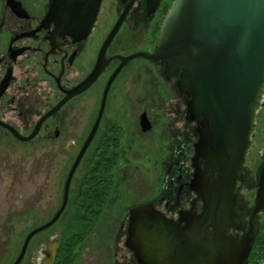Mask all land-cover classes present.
I'll list each match as a JSON object with an SVG mask.
<instances>
[{
  "label": "flooded vegetation",
  "instance_id": "af4514ba",
  "mask_svg": "<svg viewBox=\"0 0 264 264\" xmlns=\"http://www.w3.org/2000/svg\"><path fill=\"white\" fill-rule=\"evenodd\" d=\"M7 1L0 0V121L13 127L20 135L28 136L43 115L62 100L65 102L41 124L36 137L30 141H18L7 129L0 127L1 135L19 145L39 140L43 146L40 154L33 156L35 165L21 170L14 167L10 184L0 180V197L16 196L21 213L35 216L40 199L46 198L52 212L40 225L49 221L62 204L67 175L104 101L94 137L72 177L65 208L60 218L46 230L61 225L60 220L65 215L63 229L68 227L71 198L79 197L84 187L89 188L87 183L90 178L94 180V174L100 177L98 184L104 196L109 199L113 196L117 188V172L122 166L121 153L127 148L126 140L127 144L131 143V136L137 128L139 137L151 136L147 144L152 149L162 151L156 161V165L162 167V182L157 199L147 203H152L156 210L174 221L181 216H193L197 219V228L201 232H209L211 227L207 226L209 219L205 220V213L210 197L202 193L203 180L216 179L219 171L205 168V160L201 157L195 159L200 124L198 118H188L187 98L177 86L179 73L167 76L164 62L135 57L127 60L115 74L123 57L154 51L161 24L173 0H158L151 13L146 0H102L92 32L80 40L69 35L55 36L53 24L39 29L50 0H15L26 11L24 17L17 16L6 5ZM123 13L120 29L103 53L102 71L87 89L74 93L93 70L106 36ZM147 101L155 106L154 112L146 106ZM161 114L169 121L162 132L164 135L157 129L153 117L159 115L164 119ZM142 121L149 126L145 131ZM253 136L254 132L251 143ZM88 157L81 188L73 196L71 187L75 174ZM262 163L261 158L259 164L251 168L245 158V172L239 179L235 195L240 227L235 231L229 228L228 234L241 237L249 228L248 220ZM194 165L198 166L197 173ZM0 166L2 179L7 168L5 164ZM22 178L27 184L24 188L21 186ZM261 220V215L252 220L250 251L243 264H252L256 224ZM127 225L128 215L120 223L115 239L118 241L124 237V247ZM183 225L184 222H180V226ZM35 236L30 240L22 261L33 249L39 264H46L48 249L58 240L54 264L60 237L53 235L47 242L38 241L32 247ZM125 250L129 253L125 264H136L133 253L126 247ZM0 264H7L3 255H0Z\"/></svg>",
  "mask_w": 264,
  "mask_h": 264
},
{
  "label": "water",
  "instance_id": "95a60500",
  "mask_svg": "<svg viewBox=\"0 0 264 264\" xmlns=\"http://www.w3.org/2000/svg\"><path fill=\"white\" fill-rule=\"evenodd\" d=\"M102 0H50L41 27L54 25L53 34L69 35L74 40L87 37L93 30ZM151 13L158 0H146ZM6 5L19 17L26 11L15 0ZM124 13L106 36L98 60L86 81L74 93L87 89L104 67L103 53L118 33ZM144 57L165 63L167 76L179 73L177 86L187 98L190 120L199 119L197 157L205 168L219 171L216 179L203 180L202 193L209 195L205 220L209 232L197 228L196 218L181 216L168 219L152 203L128 211L125 247L133 253L136 264H243L250 251L254 217L264 212V147L249 228L240 237L228 234L238 230L235 195L240 177L245 172V158L251 147L256 116L264 101V0H173L167 10L155 41L154 51L136 52L123 57ZM113 78V76H112ZM65 99L43 115L28 136L0 121L18 141L36 137L41 124ZM104 101L88 137L67 175L61 206L46 223L29 231L23 239L13 264H19L30 240L48 229L61 216L74 172L98 127ZM145 131L149 128L141 123ZM196 173L198 166L194 165ZM197 176V175H195ZM180 222H184L180 226ZM49 247L46 264H52L56 244Z\"/></svg>",
  "mask_w": 264,
  "mask_h": 264
},
{
  "label": "rangeland",
  "instance_id": "374dc122",
  "mask_svg": "<svg viewBox=\"0 0 264 264\" xmlns=\"http://www.w3.org/2000/svg\"><path fill=\"white\" fill-rule=\"evenodd\" d=\"M146 106L151 112L156 110L153 103L149 101H147ZM153 117L156 119L157 129H160L161 134L164 135L162 132L166 123L169 122L167 117L165 115H163L164 119L159 118V115H153ZM137 130L136 128L134 132ZM136 132L131 136V143L127 144L128 140H126L127 148H124L121 153L122 166L117 172V188L73 264H116V261H118L117 264H125L129 260V253L123 245L124 237L121 238L120 236L121 239L115 241L119 225L126 219L130 208L157 199V191L163 178L161 165H156L162 151L160 153L147 144L151 136L139 137ZM251 145L246 162L251 168H255L259 164L261 150L264 147V101L256 116V127ZM42 148V142L39 140L28 145H19L0 134V164H5L7 168V171L2 173L0 180L10 184L13 181L14 167L21 170L35 165V163L33 164V156L36 153L37 155L40 154ZM89 159L90 157L81 163L75 174L71 187L73 196L79 190ZM21 186L23 188L27 186L24 178H22ZM74 199L71 198V203ZM25 200L30 201V199ZM17 201L16 196L0 197V249L2 250L0 255L5 256L7 264H11L16 258L29 230L40 225L43 220L51 216L52 212L48 205L49 200L46 198L40 199L37 216L21 213L22 209ZM66 217L67 215L61 218V225L37 234L31 243L32 247L36 246L38 241L47 242L48 238L53 235L60 237L64 230L63 223ZM261 218L263 222L264 212L261 214ZM21 264H39L33 249L28 252Z\"/></svg>",
  "mask_w": 264,
  "mask_h": 264
},
{
  "label": "trees",
  "instance_id": "16d2710c",
  "mask_svg": "<svg viewBox=\"0 0 264 264\" xmlns=\"http://www.w3.org/2000/svg\"><path fill=\"white\" fill-rule=\"evenodd\" d=\"M87 183L89 188L73 200L68 217V227L60 235V244L54 264H73L83 248L84 242L95 229L101 218L109 198L104 196L99 186L100 177L94 174ZM85 186V185H83ZM81 188V185L79 186ZM255 247L252 264L264 259V221L257 222Z\"/></svg>",
  "mask_w": 264,
  "mask_h": 264
},
{
  "label": "built area",
  "instance_id": "2783aa9c",
  "mask_svg": "<svg viewBox=\"0 0 264 264\" xmlns=\"http://www.w3.org/2000/svg\"><path fill=\"white\" fill-rule=\"evenodd\" d=\"M258 264H264V259L262 261H260Z\"/></svg>",
  "mask_w": 264,
  "mask_h": 264
}]
</instances>
